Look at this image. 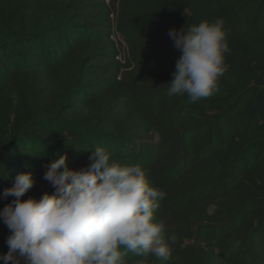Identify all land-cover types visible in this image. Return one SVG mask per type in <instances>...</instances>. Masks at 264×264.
<instances>
[{"label": "trees", "instance_id": "trees-1", "mask_svg": "<svg viewBox=\"0 0 264 264\" xmlns=\"http://www.w3.org/2000/svg\"><path fill=\"white\" fill-rule=\"evenodd\" d=\"M216 18L230 52L214 94L170 97L169 31ZM96 147L166 193L154 216L171 258L121 248L125 264H264V0H0V210L16 175L39 199L55 191L47 165L85 168ZM9 235L0 219V255Z\"/></svg>", "mask_w": 264, "mask_h": 264}, {"label": "clouds", "instance_id": "clouds-1", "mask_svg": "<svg viewBox=\"0 0 264 264\" xmlns=\"http://www.w3.org/2000/svg\"><path fill=\"white\" fill-rule=\"evenodd\" d=\"M224 23L216 18L186 32L169 31L181 53L168 83L170 97L186 94L194 103L214 94L230 52ZM88 159L79 170L68 166L66 155L47 165L44 179L55 191L39 199H21L35 184L30 172L15 176L3 192L15 199L0 210L10 232L9 250L0 255L4 264H125L121 248L138 257L171 258L166 223L154 216L166 193L151 186L139 164L110 161L103 147Z\"/></svg>", "mask_w": 264, "mask_h": 264}, {"label": "built area", "instance_id": "built-area-1", "mask_svg": "<svg viewBox=\"0 0 264 264\" xmlns=\"http://www.w3.org/2000/svg\"><path fill=\"white\" fill-rule=\"evenodd\" d=\"M107 2H109V0H107ZM110 17L112 18V20H115V14L112 13L110 15ZM110 39L114 42V44L116 45L117 49H118V53L116 55V59L121 62L122 64H125L127 62V60L130 58L129 57V51H128V45L127 42L124 38V36L117 30L114 22H113V26H112V31L110 33Z\"/></svg>", "mask_w": 264, "mask_h": 264}]
</instances>
